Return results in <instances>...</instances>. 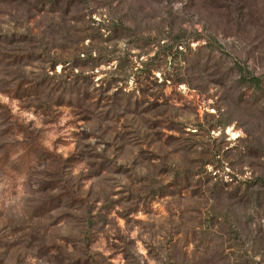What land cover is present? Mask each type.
<instances>
[{
	"label": "rangeland",
	"instance_id": "1",
	"mask_svg": "<svg viewBox=\"0 0 264 264\" xmlns=\"http://www.w3.org/2000/svg\"><path fill=\"white\" fill-rule=\"evenodd\" d=\"M0 264H264V0H0Z\"/></svg>",
	"mask_w": 264,
	"mask_h": 264
}]
</instances>
